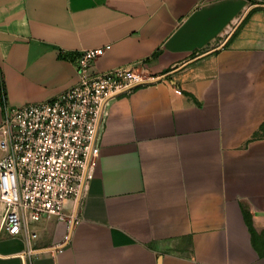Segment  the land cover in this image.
<instances>
[{
    "label": "crops",
    "instance_id": "obj_1",
    "mask_svg": "<svg viewBox=\"0 0 264 264\" xmlns=\"http://www.w3.org/2000/svg\"><path fill=\"white\" fill-rule=\"evenodd\" d=\"M262 2L0 0L10 104L76 84L86 49H103L90 72L146 80L105 106L73 222L28 217L10 235L0 204V264H264Z\"/></svg>",
    "mask_w": 264,
    "mask_h": 264
},
{
    "label": "built area",
    "instance_id": "obj_2",
    "mask_svg": "<svg viewBox=\"0 0 264 264\" xmlns=\"http://www.w3.org/2000/svg\"><path fill=\"white\" fill-rule=\"evenodd\" d=\"M102 53V48L80 51L74 59L78 82L46 101L14 106L1 85L0 204L10 235L26 234L28 217L54 216L69 223L77 218L76 208L98 167L105 106L114 95L146 81L129 66L90 72ZM68 201L74 206L70 213Z\"/></svg>",
    "mask_w": 264,
    "mask_h": 264
},
{
    "label": "rangeland",
    "instance_id": "obj_3",
    "mask_svg": "<svg viewBox=\"0 0 264 264\" xmlns=\"http://www.w3.org/2000/svg\"><path fill=\"white\" fill-rule=\"evenodd\" d=\"M132 71L143 76V77L145 76L144 72L141 69H139L138 67L132 68Z\"/></svg>",
    "mask_w": 264,
    "mask_h": 264
},
{
    "label": "trees",
    "instance_id": "obj_4",
    "mask_svg": "<svg viewBox=\"0 0 264 264\" xmlns=\"http://www.w3.org/2000/svg\"><path fill=\"white\" fill-rule=\"evenodd\" d=\"M1 85L4 86V90H5V83H3V79H2V76H1V73H0V88H1ZM5 93H6V90H5Z\"/></svg>",
    "mask_w": 264,
    "mask_h": 264
}]
</instances>
